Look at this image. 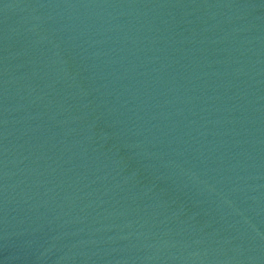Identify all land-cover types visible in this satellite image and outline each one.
<instances>
[{
	"label": "water",
	"instance_id": "obj_1",
	"mask_svg": "<svg viewBox=\"0 0 264 264\" xmlns=\"http://www.w3.org/2000/svg\"><path fill=\"white\" fill-rule=\"evenodd\" d=\"M0 264H264V0H0Z\"/></svg>",
	"mask_w": 264,
	"mask_h": 264
}]
</instances>
